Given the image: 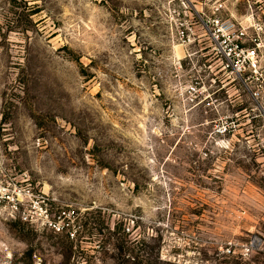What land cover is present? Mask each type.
<instances>
[{"label": "rangeland", "instance_id": "374dc122", "mask_svg": "<svg viewBox=\"0 0 264 264\" xmlns=\"http://www.w3.org/2000/svg\"><path fill=\"white\" fill-rule=\"evenodd\" d=\"M192 3L248 27L264 78V0ZM177 4L0 0V176L59 226L2 204L0 264H264V82L194 16L179 40Z\"/></svg>", "mask_w": 264, "mask_h": 264}, {"label": "built area", "instance_id": "2783aa9c", "mask_svg": "<svg viewBox=\"0 0 264 264\" xmlns=\"http://www.w3.org/2000/svg\"><path fill=\"white\" fill-rule=\"evenodd\" d=\"M220 7L221 5L210 14H205L195 11L192 0H178L177 6L170 11L176 22L175 36L183 42L188 40L190 33L193 32L189 27L193 22L189 19H194V17L200 19L222 59L224 68L236 77L264 82L259 68L258 44L254 43L256 39L248 36L246 25L234 19L219 16L216 11ZM258 93V90L253 91L254 95ZM27 202L31 203L34 208H38V217L44 226L59 230L57 223L48 217L47 209L41 205L37 206V197L25 174L21 177L19 184L13 183L10 188L4 185L3 177L0 176V206L9 205L11 211H16L19 204Z\"/></svg>", "mask_w": 264, "mask_h": 264}]
</instances>
